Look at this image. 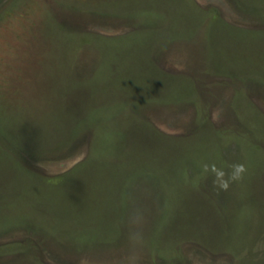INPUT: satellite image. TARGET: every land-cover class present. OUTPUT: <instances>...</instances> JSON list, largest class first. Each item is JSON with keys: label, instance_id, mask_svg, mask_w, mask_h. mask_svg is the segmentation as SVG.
Masks as SVG:
<instances>
[{"label": "rangeland", "instance_id": "rangeland-1", "mask_svg": "<svg viewBox=\"0 0 264 264\" xmlns=\"http://www.w3.org/2000/svg\"><path fill=\"white\" fill-rule=\"evenodd\" d=\"M0 264H264V0H0Z\"/></svg>", "mask_w": 264, "mask_h": 264}, {"label": "clouds", "instance_id": "clouds-1", "mask_svg": "<svg viewBox=\"0 0 264 264\" xmlns=\"http://www.w3.org/2000/svg\"><path fill=\"white\" fill-rule=\"evenodd\" d=\"M230 169V171L226 172L223 168H217L215 164L202 165V171L205 174L211 173L213 175V185L221 191H227L231 183L242 180L245 172L247 171L245 165L241 163L230 165ZM139 219H141V217L137 214V220ZM141 239L142 237L139 232L129 234L130 242H139Z\"/></svg>", "mask_w": 264, "mask_h": 264}]
</instances>
